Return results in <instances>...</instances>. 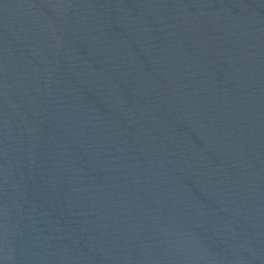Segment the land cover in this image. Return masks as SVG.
Wrapping results in <instances>:
<instances>
[{
    "label": "water",
    "instance_id": "95a60500",
    "mask_svg": "<svg viewBox=\"0 0 264 264\" xmlns=\"http://www.w3.org/2000/svg\"><path fill=\"white\" fill-rule=\"evenodd\" d=\"M0 264H264V0H0Z\"/></svg>",
    "mask_w": 264,
    "mask_h": 264
}]
</instances>
